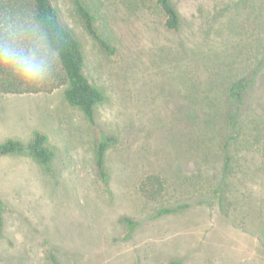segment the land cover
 Here are the masks:
<instances>
[{"label":"rangeland","instance_id":"obj_1","mask_svg":"<svg viewBox=\"0 0 264 264\" xmlns=\"http://www.w3.org/2000/svg\"><path fill=\"white\" fill-rule=\"evenodd\" d=\"M172 1L182 19L177 32L159 14L101 0L96 25L117 47L113 56L87 33L72 0L56 1L63 24L81 42L86 73L107 99L92 124L66 103L63 88L0 92V142L42 132L56 153L51 172L28 154L0 156V264H55L51 250L59 264H264V171L242 176L245 186L236 182L233 199L244 207L227 213L209 197L202 206L158 216L163 203L139 191L143 178L159 173L172 187L168 206L198 204L200 194L179 185L202 166L185 117L194 109L215 121L226 106L238 112L237 103L225 101L220 78L237 67L248 69L246 80L253 77L261 57L236 58L242 40L264 49V0ZM244 96L243 111L264 117V67ZM102 133L119 139L107 155L108 187L95 162Z\"/></svg>","mask_w":264,"mask_h":264},{"label":"trees","instance_id":"obj_2","mask_svg":"<svg viewBox=\"0 0 264 264\" xmlns=\"http://www.w3.org/2000/svg\"><path fill=\"white\" fill-rule=\"evenodd\" d=\"M57 0H0V38L7 36L16 29H22L15 36V43L19 47H28L38 42L41 54L48 58L49 64L45 73L37 80L21 78L9 65H0V92L10 95H36L53 93L63 88L66 103L80 110L92 124L95 123L97 108L107 97L105 92L95 85L86 73V57L81 42L74 32L61 20V12ZM127 11H151L161 16L164 27L171 32H177L182 26V19L172 0H118ZM73 9L81 20L85 30L92 39L107 54H116L117 47L111 37L100 32L96 25L98 12L103 2L101 0H72ZM257 19V18H256ZM256 19L254 21H256ZM246 35V25L243 27V36ZM243 38V39H244ZM261 60L253 69V77L246 80L242 77L245 67L228 68L220 78L225 89V101L237 103L238 112H226L223 108L220 116L215 120L208 114L191 111L185 118L190 129L192 145L196 157L201 162V169L197 174L187 176L179 181L180 186L187 189L188 195L200 194L202 199L198 204L179 202L171 208L168 203L172 199V187L169 180L159 173H153L143 178L139 183V191L148 202L163 203L158 216L178 213L192 206H202L212 197L218 199L222 212L232 211L244 207L242 200L233 199L238 181L241 186L246 185L250 177L255 179L264 171V117L257 114L255 109L243 111L245 93L257 75L264 67V49L249 40H242L238 46L237 55ZM200 105L199 99H194ZM226 112V113H225ZM119 139L114 134L102 133L95 146V162L98 179L102 186L109 184V170L107 155L109 150L117 145ZM28 154L47 172H51L56 153L49 146L48 137L42 132L34 133L29 141L20 138H8L0 142V156ZM218 156L223 161L221 170H217ZM246 177L243 179V177ZM243 199L252 194L243 192ZM210 197V199H208ZM132 229L137 224L126 218ZM4 227L3 217L0 214V235ZM53 250L50 258L55 264ZM171 264H180L172 262Z\"/></svg>","mask_w":264,"mask_h":264},{"label":"clouds","instance_id":"obj_3","mask_svg":"<svg viewBox=\"0 0 264 264\" xmlns=\"http://www.w3.org/2000/svg\"><path fill=\"white\" fill-rule=\"evenodd\" d=\"M22 29H16L7 36L0 38V65H9L21 78L37 80L48 68V58L41 54L38 42L28 47H19L15 36Z\"/></svg>","mask_w":264,"mask_h":264}]
</instances>
